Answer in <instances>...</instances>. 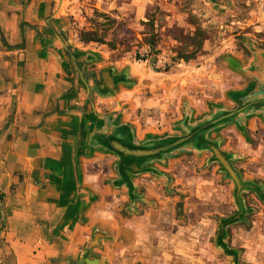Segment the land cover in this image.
Wrapping results in <instances>:
<instances>
[{"label": "rangeland", "instance_id": "374dc122", "mask_svg": "<svg viewBox=\"0 0 264 264\" xmlns=\"http://www.w3.org/2000/svg\"><path fill=\"white\" fill-rule=\"evenodd\" d=\"M215 1L156 0L143 8L128 0H54L46 19L66 40L97 49L103 69L124 71L128 86H137L136 126L155 140L180 136L183 123L190 126L223 109L226 90L240 82L227 71L231 52L249 61L264 51V0ZM196 25L209 40L194 59L177 60L179 52H191L188 38ZM87 33L104 44L86 42ZM151 36L157 40L154 51ZM229 134L224 132L221 149L241 178L261 185L264 193V142L252 140L241 153L235 139L234 153ZM211 158L208 151L184 150L164 171L138 177L131 193L124 192L114 206L103 205L108 212L114 207V213L92 227L78 263L264 264V201L243 191L245 217L222 236V222L238 212L236 185ZM3 221L0 215V234Z\"/></svg>", "mask_w": 264, "mask_h": 264}, {"label": "crops", "instance_id": "0c3cea01", "mask_svg": "<svg viewBox=\"0 0 264 264\" xmlns=\"http://www.w3.org/2000/svg\"><path fill=\"white\" fill-rule=\"evenodd\" d=\"M52 1L0 0L4 220L0 262L4 264H77L92 227L114 213V207L108 212L103 205L112 202L114 206L129 191V184L135 187L138 177L164 171L166 162L184 151L133 163L110 148L113 140L134 145L153 141L136 126L137 86H128L122 69H103L97 49L62 37L56 23L46 19ZM128 1L130 6L142 4L144 8L156 0ZM24 22L28 25L22 35ZM22 37L24 50L8 48L22 44ZM253 56L248 61L243 54L231 52L227 71L240 82L226 90L221 111L190 126L183 123L177 128L180 136L220 112L245 107L204 132V139L222 144L224 132H231L225 137L234 153L238 151L235 139L241 153L251 148L252 140L264 142V51ZM106 71H110L115 93L102 82ZM109 88L113 90L112 85ZM123 164L129 169L122 170Z\"/></svg>", "mask_w": 264, "mask_h": 264}, {"label": "water", "instance_id": "95a60500", "mask_svg": "<svg viewBox=\"0 0 264 264\" xmlns=\"http://www.w3.org/2000/svg\"><path fill=\"white\" fill-rule=\"evenodd\" d=\"M62 2V0H60ZM58 4V8L61 4ZM209 2L214 5L216 4L215 0H209ZM27 23L20 24L21 34H24V26H27ZM10 50H24L25 49V41L24 37H22V44L8 47ZM102 82L104 83L107 90L115 93L116 88L114 84L110 83V79H112L110 75V71H106L101 76ZM113 86V90L109 88V86ZM245 107H240L236 110L229 112H220L213 119L206 121L202 124H198L193 129L189 128L188 133L178 137H166L164 139H153L151 144L144 145H134L128 144L120 141L113 140L108 145L110 148L116 152L121 158L127 159L131 162H140V160H149L153 158H157L162 156L163 154L171 153L177 150H192V151H208L212 155V160L217 162L221 169L226 173V175L231 178L236 185V203L238 206V212L231 218L224 220L221 224L220 234L224 236L226 228L234 223L239 222L245 217L246 208L243 202V198L241 193L243 191L251 190L255 192L261 200L264 201V193L261 187L252 182L244 181L237 170L234 168L230 161V154L224 152L220 144L216 142H212L208 139H204L203 133L207 130L223 124L233 117L240 114ZM135 160V161H133ZM137 160V161H136ZM136 164V163H135ZM137 170L142 171V169L138 168ZM128 168V165H122V170ZM129 169V168H128ZM132 170V169H131ZM144 172H146L144 170ZM133 184H129L128 189L129 193L134 190ZM223 244V243H222ZM86 263V262H85Z\"/></svg>", "mask_w": 264, "mask_h": 264}, {"label": "trees", "instance_id": "16d2710c", "mask_svg": "<svg viewBox=\"0 0 264 264\" xmlns=\"http://www.w3.org/2000/svg\"><path fill=\"white\" fill-rule=\"evenodd\" d=\"M84 39L86 42L91 43V42H96V43H101L104 44V40L101 38L96 37L93 33H87L84 36ZM209 40V33L202 28L199 25H196L195 32L192 36L188 38L189 41V46L192 47L191 52H179L177 56V60H183L185 62H189L190 60L194 59L198 53L202 52L204 43ZM157 45V40L155 36H151L149 40V47L151 51H154L156 49ZM167 71V69H166ZM3 200V195L0 194V203ZM0 215H1V210H0ZM78 263V262H77ZM80 264V263H78Z\"/></svg>", "mask_w": 264, "mask_h": 264}, {"label": "built area", "instance_id": "2783aa9c", "mask_svg": "<svg viewBox=\"0 0 264 264\" xmlns=\"http://www.w3.org/2000/svg\"><path fill=\"white\" fill-rule=\"evenodd\" d=\"M158 64L160 65V67H164L165 66L164 60L159 61Z\"/></svg>", "mask_w": 264, "mask_h": 264}]
</instances>
